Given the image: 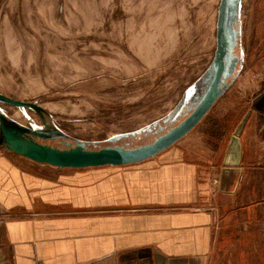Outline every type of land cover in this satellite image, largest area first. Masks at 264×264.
I'll list each match as a JSON object with an SVG mask.
<instances>
[{"label":"rangeland","instance_id":"obj_1","mask_svg":"<svg viewBox=\"0 0 264 264\" xmlns=\"http://www.w3.org/2000/svg\"><path fill=\"white\" fill-rule=\"evenodd\" d=\"M221 16L224 89L197 138L224 150L245 132L264 156V0H0V140L12 132L87 151L152 143L207 91ZM260 223L259 234L225 235L235 245L215 251L214 264H264Z\"/></svg>","mask_w":264,"mask_h":264},{"label":"crops","instance_id":"obj_2","mask_svg":"<svg viewBox=\"0 0 264 264\" xmlns=\"http://www.w3.org/2000/svg\"><path fill=\"white\" fill-rule=\"evenodd\" d=\"M199 123L129 165L31 172L0 153V264H214L225 235L259 234L262 146H208Z\"/></svg>","mask_w":264,"mask_h":264},{"label":"water","instance_id":"obj_3","mask_svg":"<svg viewBox=\"0 0 264 264\" xmlns=\"http://www.w3.org/2000/svg\"><path fill=\"white\" fill-rule=\"evenodd\" d=\"M226 37L222 26V16L218 25V51L213 79L193 112L178 126L158 137L150 144L136 148H103L87 151L80 147L73 149H56L26 140L12 132L2 133L6 148L13 154L22 156L30 161L47 164L58 168H88L106 165L121 166L142 162L156 156L185 137L214 106L224 87L220 81L224 75L225 58L227 55ZM15 106H27V103L2 98Z\"/></svg>","mask_w":264,"mask_h":264},{"label":"flooded vegetation","instance_id":"obj_4","mask_svg":"<svg viewBox=\"0 0 264 264\" xmlns=\"http://www.w3.org/2000/svg\"><path fill=\"white\" fill-rule=\"evenodd\" d=\"M22 138L29 140L28 138H25V137H22ZM0 144H2V140H0ZM2 145H5V144L3 143Z\"/></svg>","mask_w":264,"mask_h":264}]
</instances>
